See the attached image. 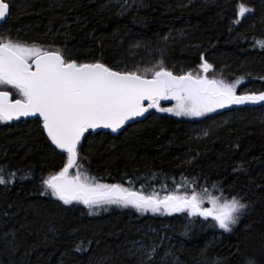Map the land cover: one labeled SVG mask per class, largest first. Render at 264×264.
<instances>
[{
    "label": "trees",
    "instance_id": "1",
    "mask_svg": "<svg viewBox=\"0 0 264 264\" xmlns=\"http://www.w3.org/2000/svg\"><path fill=\"white\" fill-rule=\"evenodd\" d=\"M5 2L10 14L0 35L13 42L59 50L77 63L139 69L146 77L163 61L177 76L240 80L264 92V47L258 43L264 42V0ZM241 3L251 9L243 18ZM204 61L212 65L206 72ZM167 101L177 102L171 93ZM251 106L231 108L224 113L225 121L231 116L227 123L202 117L212 127L200 139L190 119L151 109L118 136L89 134L79 149V169L72 171L161 197L194 192L201 210L211 198H235L247 208L230 232L187 209H90L45 195L42 178L59 172L67 154L52 145L40 120L0 121V169L6 178L16 173L15 182L0 184V264H146L131 242L159 247L161 263L150 264H247L252 257L264 264V114L256 117ZM147 228L159 235L146 234Z\"/></svg>",
    "mask_w": 264,
    "mask_h": 264
},
{
    "label": "snow or ice",
    "instance_id": "2",
    "mask_svg": "<svg viewBox=\"0 0 264 264\" xmlns=\"http://www.w3.org/2000/svg\"><path fill=\"white\" fill-rule=\"evenodd\" d=\"M8 10L9 4L0 0V20ZM249 11L241 3L238 15L243 18ZM258 43L264 47V42ZM201 67L206 72L212 65L204 61ZM152 71V78L148 79L139 74V69L116 71L100 62L77 63L75 59H66L59 50L46 51L34 44L0 39V86H11L20 97L13 100L11 92L0 91V121L42 117L43 129L52 144L67 154V162L59 172L42 178L45 195L50 194L64 204L83 203L90 209L117 205L135 208L141 214L187 209L192 215L212 217L219 228L230 232L247 208L235 198L222 204L212 198L213 207L201 210V200L194 192L191 196L171 192L161 197L157 192L145 194L143 188L135 190L122 184L100 183L79 170L75 176H69L74 166L79 169L78 149L86 132L98 128L116 132L128 121L143 116L149 108H158V98L168 93L177 101L176 106L159 110L176 115L202 116L229 104L264 102V92L236 95L240 80L226 84L206 76L193 77L191 73L177 76L163 67V61L158 70ZM145 100L151 103L145 106ZM2 173L0 169V184L15 182L16 173H9L8 178ZM27 178L28 175L22 177ZM155 252V248L148 251L147 259H153ZM247 264L258 262L252 257Z\"/></svg>",
    "mask_w": 264,
    "mask_h": 264
},
{
    "label": "rangeland",
    "instance_id": "3",
    "mask_svg": "<svg viewBox=\"0 0 264 264\" xmlns=\"http://www.w3.org/2000/svg\"><path fill=\"white\" fill-rule=\"evenodd\" d=\"M5 36H7V35H2V36L0 35V39H3L5 41L6 40H10V37H5ZM15 42H21V43H25V44H28V45H33L34 44V43H28V42H23V41H15ZM34 45H36L38 47H41L42 49H44L46 51L52 50V49H49V48H45L43 45H37V44H34ZM3 87L4 86H0V89H2ZM239 88H241V89L238 91ZM260 92L261 91H259L257 89L254 90L251 87L244 85V83H242V82L236 88V95H244V94H249L250 95V94H253V93H255V94L258 95ZM176 104H177V102H171L169 104L167 103L166 105L165 104L163 105V104H160L159 103L158 104L159 107L158 108L153 107L152 110L153 111L155 110V112H157L159 114H167L169 116L176 117V118H178V117H185L187 119H190L192 121V123H193L192 124V126H193L192 128L194 130H196V133L195 134H196V136L199 139L202 138V137H206L210 133V131H211V128H209V126L212 127V125L206 126L205 124H203V122H205V121H203L201 119L202 117L207 116V115H210V116H212V117H210L211 119L214 117V119L212 120L213 122L216 121V120L217 121L222 120L223 123H225L229 118H231V116H229L227 118V120L225 121L226 116L228 114H224V113H226L227 111L229 112L231 110V108L225 109V107H223V108H216L215 111L207 112V113H205L202 116L176 115L175 112H167V111H160L159 110L161 108H163V109L174 108L176 106ZM251 108L254 109V115L256 117H259V116H261V115L264 114V103H262V107L261 106L253 105V106H251ZM75 175H73V176H75ZM82 175H84V174L82 173ZM214 198H216L217 201L219 203H221V204L223 202H225V201H230V200H224L223 198H220V197H214ZM211 200H212V198L209 199V201H208L210 203V206L211 207L209 206V207L204 208L202 210L210 209V208L213 207V205L211 203ZM144 231L148 235H150V234H152L153 236L154 235H157V236L159 235L158 232H156L154 229H151V228L150 229H148V228L147 229H144ZM162 234L163 233H161V235ZM164 239H165V235L163 234L161 240L163 241ZM130 248H131L132 251H134L137 254H139V257L140 258H142V259L144 258L146 264H150V261L151 262H160V263L162 261V259H161V257H162V251L159 250V247H156L154 245H147L145 243L136 244L135 242H131L130 243ZM152 248H155L156 249L155 256H154L153 259L148 260L147 259V256H146V253L148 251H150Z\"/></svg>",
    "mask_w": 264,
    "mask_h": 264
},
{
    "label": "water",
    "instance_id": "4",
    "mask_svg": "<svg viewBox=\"0 0 264 264\" xmlns=\"http://www.w3.org/2000/svg\"><path fill=\"white\" fill-rule=\"evenodd\" d=\"M7 3V2H6ZM9 14H10V5H9V10H8V13L6 14V17L3 19V20H0V26L5 22V20L9 17ZM115 70V69H114ZM117 71V70H116ZM193 76V75H192ZM193 77H195V76H193ZM146 78H148V79H151L152 77H146ZM1 91V90H0ZM166 96H167V94L165 95V96H161V97H159L158 98V100H164L165 98H166ZM11 98L13 99V97L11 96ZM13 100H15V99H13ZM151 103V101H149V100H145L144 101V105L145 106H147L148 104H150ZM262 103H264V102H260V103H256V104H252V103H245V104H229V105H226L225 107L226 108H233V107H237V106H240V105H242V106H246V105H258V104H262ZM148 112H149V109H148ZM148 112H146L143 116H141V117H136V118H134L133 120H130V121H128L120 130H118V131H116V132H113L110 128H98V129H96V130H89L88 132H93V133H98V132H101V131H104V132H110V133H112L113 135H119L125 128H126V126L127 125H130V124H133V123H135V122H138V121H142V120H144L147 116H148ZM24 120H42V117H38V116H36V117H33V116H29V117H21L20 119H13V120H10V121H7L8 123H10V124H13V123H18V122H21V121H24ZM46 132V131H45ZM88 132H86L85 134H84V138H85V136L87 135V133ZM46 134H47V132H46ZM84 138L82 139V144H83V141H84ZM50 139V138H49ZM54 145V144H53ZM55 146V145H54ZM56 147V146H55ZM78 151H79V149H78ZM78 159H79V156H78V158H77V162H78ZM75 167V166H74ZM73 167V168H74ZM73 168L72 169H70L69 170V176H70V173H71V171L73 170Z\"/></svg>",
    "mask_w": 264,
    "mask_h": 264
},
{
    "label": "flooded vegetation",
    "instance_id": "5",
    "mask_svg": "<svg viewBox=\"0 0 264 264\" xmlns=\"http://www.w3.org/2000/svg\"><path fill=\"white\" fill-rule=\"evenodd\" d=\"M1 27V26H0ZM101 132H104V131H101ZM99 133V132H98ZM108 133H110V132H108ZM89 134H97V133H93V132H88L87 133V135L85 136V138L89 135ZM112 136H115V135H113L112 133H110ZM116 136H118V135H116ZM84 138V139H85ZM84 142V141H83Z\"/></svg>",
    "mask_w": 264,
    "mask_h": 264
}]
</instances>
